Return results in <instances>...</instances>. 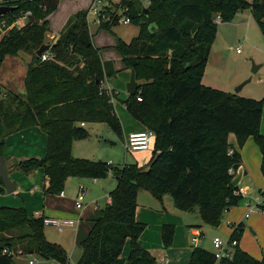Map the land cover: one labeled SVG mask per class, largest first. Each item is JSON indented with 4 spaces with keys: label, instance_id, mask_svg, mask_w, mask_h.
Instances as JSON below:
<instances>
[{
    "label": "trees",
    "instance_id": "trees-1",
    "mask_svg": "<svg viewBox=\"0 0 264 264\" xmlns=\"http://www.w3.org/2000/svg\"><path fill=\"white\" fill-rule=\"evenodd\" d=\"M59 1L5 0L0 4L15 8L0 15L7 25L29 13L22 27L4 34L0 30V67L7 56L19 52L31 56L23 93L4 94L0 85V155L6 137L39 127L46 135L44 158L20 161L13 168L24 174L41 170L47 180L45 195H58L71 177L102 180L111 175L116 185L108 194L110 202L97 210L91 230L80 242L76 264H156L139 244L145 229L135 218L140 192H148L159 202L170 195L176 210L190 213L197 208L202 224L218 227L223 214L241 200L238 187L231 184L240 155L229 145V134L235 136L238 148L253 138L264 177V135L260 132L264 99L201 84L217 31L215 16L226 23L236 12L250 10L264 37V2L146 0L143 5V0H120L114 9L106 10V21L100 22L98 30L111 32L120 6L130 23L139 27L130 43L117 38L114 49L125 68L134 72L137 83L135 94L122 103L130 117L155 137L145 167L136 163L108 167L106 162L78 159L71 153L72 143L87 137L84 126L89 123L105 124L122 137L114 109L116 93L105 86L117 72L111 62L101 60L100 49L92 42L87 11L67 19L45 53L47 59L35 55L41 45L49 43L47 18ZM0 191H4L1 181ZM257 211L264 212V202ZM44 227L43 217H30L23 207H0V264H11L15 254L69 264L66 251L46 239ZM231 229L229 240L238 242L243 225ZM174 234L173 224H162V248L171 247ZM127 241L129 252L122 258ZM187 264H264V252L256 260L237 245L232 258L216 261L213 253L194 247Z\"/></svg>",
    "mask_w": 264,
    "mask_h": 264
},
{
    "label": "rangeland",
    "instance_id": "rangeland-1",
    "mask_svg": "<svg viewBox=\"0 0 264 264\" xmlns=\"http://www.w3.org/2000/svg\"><path fill=\"white\" fill-rule=\"evenodd\" d=\"M2 1L3 0H0V2ZM245 1L251 2L252 0ZM119 2V0H112L110 8L114 9V6ZM91 3L92 0H60L56 10L49 16L50 31L47 34V38L51 35L58 34L71 15L78 11H87ZM143 5H146V0H143ZM105 14L106 11L100 16L87 15L86 19L89 29L90 27L91 29L94 28L92 40L94 46L100 49L101 58L110 61L114 70L117 72L114 77L109 79V86L113 88L116 93L114 107L121 123L122 137L120 138L115 135L105 124L89 123L84 127L87 137L74 141L72 143L71 153L73 157L78 159L103 161L106 163L111 162L113 166L136 163L140 167H145L152 156L155 137L151 138L148 151L125 152L124 144L127 134L123 132V128L127 127L132 119L122 102L129 96L126 92V84L129 82L131 70L125 68L119 54L114 49L117 38L125 43H130L132 39L138 35L139 27L135 23L124 24L121 22V19L128 16L125 15L122 6H120L117 9L116 15H114L116 19L114 20V24L116 25L111 28V32L98 30L97 27L100 25V22L106 21L104 18ZM216 17L217 16H215V18ZM25 21V16L18 15L12 27L15 26L20 28L24 25ZM18 54L23 53L19 52ZM25 57V55H18L17 57L7 56L4 58L0 67V85L2 93L7 94L10 91L17 94L23 93L24 71L29 62V59L27 61ZM252 64H263V66L255 74H252ZM211 75H214L215 80L219 83L216 85L220 87H226L224 85H230L232 83V85H234L230 88L232 93H234L235 88L239 84L250 78V82L242 88L238 96L256 100L264 99L262 81V78H264V37L249 10L238 11L229 22L219 23L217 25V31L211 44L208 60L204 69L203 80ZM15 171L21 173V171L17 169H15ZM8 175L9 179L12 181L10 172H8ZM110 176L111 175L100 181H94L89 178L71 177L63 186V191L66 196L60 205H63L64 212L71 215L69 216L70 218L76 217L82 219L78 223L80 231L77 232L75 242V229L65 228L62 233H59L56 231V228L52 226L44 227V232L49 242L64 246L70 264H76L78 262L81 255L80 242L82 240H80V238L86 235L87 230V234L91 230L93 221L97 217V209L101 210L104 208L108 193L115 187V182L111 178L112 176ZM78 184L87 187L84 202L86 206L81 211L76 210L74 205ZM2 193L5 195L7 194L5 191H0V196L4 195ZM138 202L141 206L145 207L149 214L145 216V219H147L145 220L147 230L144 235L146 241L145 247H147L146 249L149 253L156 258L157 264H161L160 259L164 257L168 258L167 264H187L192 248L199 247L213 253L214 249L211 241L214 237H219L224 241L230 239V236L228 238L225 234L224 227L226 225L222 227L221 231H218L220 226L224 224L223 219L221 225L218 226L217 229V227L213 228L202 224L198 213L195 215L192 211L182 215L174 211L172 212L173 215L170 214L167 216L168 223L174 224L175 228L177 227L176 240L170 247L172 252L168 253L166 250L156 246L153 242L154 235L157 233V231L155 233L154 230L156 219H154V215L151 214L153 210L151 211L150 209H153L154 206L160 207L159 203L148 195V193L140 194L138 196ZM166 202L172 209L170 196H167ZM165 206L167 205L165 204ZM236 206L231 208H236ZM246 209L247 214L249 213V209ZM93 217L95 219H91ZM188 225H198L202 229L201 231L205 233V237L195 246L190 245V235L186 230ZM238 225L240 224L234 226L236 227ZM244 227L243 230L245 229ZM230 230L232 233L231 228ZM246 231L253 234V231L249 228L246 229ZM11 264L55 263L54 261L43 259L37 255L15 254L12 257Z\"/></svg>",
    "mask_w": 264,
    "mask_h": 264
},
{
    "label": "crops",
    "instance_id": "crops-1",
    "mask_svg": "<svg viewBox=\"0 0 264 264\" xmlns=\"http://www.w3.org/2000/svg\"><path fill=\"white\" fill-rule=\"evenodd\" d=\"M4 1L5 0L0 2V4L3 3ZM49 16H48L47 20L49 19ZM26 21H27V18H26ZM26 21H25V23H26ZM48 23H49V20H48ZM13 24H14V21L12 22L11 25L6 24V28L4 29V31H2L3 34L11 28H18L15 26L12 27ZM64 25H65V23H64ZM64 25H63V27H64ZM49 31H50V29H49ZM89 31L92 34V32L94 31V28L91 29V27H90ZM59 33L60 32H58V34ZM58 34L51 35L49 38H47V41L49 43H52L53 40L58 36ZM92 42H93V40H92ZM18 55H25L26 60L28 61V59H29V62L31 60V56L26 54V53L18 54ZM101 60L107 61V60H104L102 58H101ZM262 66H263V64H261V67ZM24 72L26 73V70ZM24 76H25V74H24ZM263 80H264V78H262V81ZM201 84L204 86L213 88V89H217V90L226 92V93H232L230 88H231V86H234V85H232V83L230 85H227V84L224 85L226 87H220L219 85H216L219 83L215 80L214 75L208 76L205 80H203V77H202ZM105 86L108 89L114 90L113 88H111L109 86V81L106 82ZM227 86H229V87H227ZM114 109H115V107H114ZM115 113H116V109H115ZM144 130H146V128L144 126H142L141 124H139L138 122H136L134 119H132V121L127 125V127L123 128V132L125 134H127V136L131 133H138V132H142ZM260 132L264 135V104L262 107ZM228 143L240 155V165H239V168L237 170V173H238V171H241L242 175H241V179L237 185V187H238L237 192L240 193L239 195L241 196V200L237 204L236 208H233V209L229 208L223 214L222 219H223L224 224H222V225L220 224L221 226L219 225L220 228L218 231H221L222 227H224V225H226L227 227L225 226L224 230H225L226 236H228V238H229V236L231 235V230H230L231 226H234L236 224H242L243 227L245 225L248 226V227H246V226L244 227L245 229L242 231L241 237H240L239 241L237 242V245L242 251L247 253L253 259L261 260V258L263 256V252H264V212L256 211L257 208L260 205H262L264 202V177H263L261 170H260L261 154H260V151H259L257 145L255 144L253 138H251V137L246 139L244 145L241 148H238L235 136L233 134H229L228 135ZM45 149H46V135L40 130L39 127L27 128V129H24L22 131L14 133V134L5 138L4 147L2 149V157L5 158V160H6L8 172H10V174H11L10 176H12V182L15 184V191L11 194L7 193L6 195L4 193H2L4 195L0 196V206L13 207V208L23 207L26 210L27 214L30 217H34V218L43 217V218L58 219V220H61V219L73 220L74 221L73 227L66 228V229H75V232H74L75 233L74 242H75V237H77V232L80 231L78 228V223L82 219L76 218V217L70 218L69 216H71V215H68L67 213L64 212L65 211L64 207H63V205H60V204L62 203V200L66 196L65 192L63 191V196H60L59 194L58 195H45L43 191H44L45 187L47 186V180L44 177L43 172L41 170H37V171L31 172L28 174H24L22 172L19 173V172L15 171V169L13 168V166L17 162H20V161H24V160L31 159V158H36V159L44 158ZM70 179L71 178H68L65 181V183L68 182ZM114 182H115V180H114ZM65 183H64V185H65ZM79 185H82V184L77 185L76 195H77ZM115 185H116V183H115ZM84 187H85V190L87 192V187L86 186H84ZM142 193H148V192L143 191L137 195V208H136V212H135V218L138 222L145 224V222H146L145 220H147V219H145V216L149 215V214L147 213V210L145 209V207L141 206L138 202V196ZM148 195H150V194L148 193ZM167 196H170V195L163 196L161 202H159L158 200H156L154 198L159 203L160 207L154 206L153 209H150L151 211L153 210V212L151 214L154 215V217H155L154 219H156L155 224H154V230H155V233H156V231H157V233L154 235L153 242L156 246L160 247L161 249H164V248H162V246H161L160 228H161L162 224H172V223H168L169 221H167V216L172 214V212H174V211H177V213H181L182 215L186 214V212H180V211L176 210L173 207V203H172V206H171L172 209H171L169 207V204H167V202H166ZM74 201H75V199H74ZM171 201H172V199H171ZM84 202H85V200H84ZM109 202H110V200H109V197L107 195L106 204H108ZM165 204L167 206H165ZM85 206H86V204L84 203V207ZM246 208L249 209V213H247V214H246V211H247ZM97 210H99V209H97ZM193 213L195 215H197L198 209L194 208ZM37 214H39V216ZM91 219H95V218L93 217ZM45 226H49V225H45ZM191 228H197L200 231L201 240H202V238L205 237V233H203L201 231L202 229L200 228V226L188 225L187 229H186L188 231V233L190 232ZM248 228L253 231V234L246 231V229H248ZM217 229H218V227H217ZM176 230H177V227L175 228V234H174L172 245L174 244V242L176 240ZM87 231H86V235H87ZM215 231H217V230H215ZM62 232H59V233H62ZM146 232H147V230H146V224H145V229H144L143 233L141 234V236L139 237V244L145 249L147 248V247H145L146 241L144 238V235ZM44 235H45V232H44ZM86 235H83L80 238V240H83L86 237ZM45 237H46V235H45ZM46 239L49 241V239L47 237H46ZM60 246L66 251V249L64 248L63 245H60ZM164 250H166L168 253L172 252V249H170V247L168 249H164ZM191 251H190V253H191ZM128 252H129V242L127 241L124 245L121 257L126 258ZM66 253H67V251H66ZM67 256H68V254H67ZM164 259H167L166 263L163 262ZM155 261L157 264L156 258H155ZM160 263L161 264H167L168 258L164 257L163 259H160ZM69 264H70V262H69Z\"/></svg>",
    "mask_w": 264,
    "mask_h": 264
},
{
    "label": "built area",
    "instance_id": "built-area-1",
    "mask_svg": "<svg viewBox=\"0 0 264 264\" xmlns=\"http://www.w3.org/2000/svg\"><path fill=\"white\" fill-rule=\"evenodd\" d=\"M112 0H92L91 5L89 6L87 10V15L92 16H100L102 13H104L108 8H110ZM29 13H26L24 16H28ZM215 23H220V18L217 16L215 18ZM122 23L128 24L130 23V19L128 17H125L121 19ZM6 28V23L4 21H0V30H4ZM42 60L47 59V55L43 54L41 57ZM138 101L141 99L137 98ZM154 137V132L151 130H144L142 132L138 133H131L127 136L124 144L125 152H139V151H147L149 150L151 138ZM229 155L232 154V150L228 152ZM106 165L108 167L113 166L111 162H107ZM233 171L229 170V174H232ZM85 194L86 190L85 187L82 185L78 186L77 195L74 201L75 209L76 210H82L84 207V200H85ZM237 195H239V192H236ZM60 196H63V191L59 193ZM257 211V210H256ZM39 216V214H37ZM43 224L52 226L56 228L57 232H62L65 228H71L74 225L73 220L69 219H49V218H43ZM190 245L195 246L198 244L201 240V233L197 228H191L190 229ZM212 247L214 249L213 256L216 261H220L223 258L230 259L233 255V249L237 246L236 240H222L219 237H214L211 241ZM5 252V251H4ZM164 263L167 262V259L163 260ZM60 264V263H55Z\"/></svg>",
    "mask_w": 264,
    "mask_h": 264
},
{
    "label": "water",
    "instance_id": "water-1",
    "mask_svg": "<svg viewBox=\"0 0 264 264\" xmlns=\"http://www.w3.org/2000/svg\"><path fill=\"white\" fill-rule=\"evenodd\" d=\"M260 2L263 3L264 0H260ZM14 9L15 8L13 7L0 6V15H5L13 11ZM53 45H54L53 43H45L41 45L40 48L35 52V55L38 58L42 57V55L48 52L53 47ZM260 68L261 65L252 64L251 73L255 74ZM249 82H250V78L243 81L235 88L234 93L238 94L242 90V88ZM136 90H137V83L135 81L134 72L131 71L129 82L126 84V92L128 93V95H134ZM241 175H242L241 171H238L237 175L233 178L231 182L232 186L237 187L241 179ZM0 181L2 183L3 190L6 193L11 194L15 191V184L8 177V168H7L6 160L1 155H0Z\"/></svg>",
    "mask_w": 264,
    "mask_h": 264
}]
</instances>
